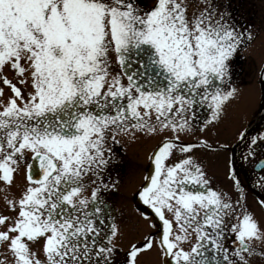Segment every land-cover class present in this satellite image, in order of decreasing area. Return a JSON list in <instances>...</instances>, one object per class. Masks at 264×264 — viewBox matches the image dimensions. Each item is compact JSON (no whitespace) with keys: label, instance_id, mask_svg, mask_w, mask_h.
Masks as SVG:
<instances>
[{"label":"snow or ice","instance_id":"1","mask_svg":"<svg viewBox=\"0 0 264 264\" xmlns=\"http://www.w3.org/2000/svg\"><path fill=\"white\" fill-rule=\"evenodd\" d=\"M256 2L0 0V264H264Z\"/></svg>","mask_w":264,"mask_h":264},{"label":"rangeland","instance_id":"2","mask_svg":"<svg viewBox=\"0 0 264 264\" xmlns=\"http://www.w3.org/2000/svg\"><path fill=\"white\" fill-rule=\"evenodd\" d=\"M257 5H256V9L255 11H259V1L256 2ZM257 69H258V64L256 66H251L250 62H243L242 64V67H239L238 68V71H242V73H251V76H246L245 78L246 79H251L252 77H254L256 75V72H257ZM257 87H259V85H257ZM259 116L256 117V120ZM254 119H252L251 117V114H249V120L247 121V123H249V125L251 124V122L253 121ZM254 122V121H253ZM221 138H227V139H232L233 138V135L231 132H227V131H223L221 133ZM151 145H148L146 148L144 149H136V150H131L129 152V158H131L132 160H134L137 164H139L141 166V172H143V169H145L147 167V160H146V155H147V150L148 148H150ZM227 155V154H225ZM246 168H247V172L250 174V171L252 169V164H249V165H246ZM128 178V177H126ZM140 174H136L134 177H132V180H133V183L134 184H137L140 182ZM221 179H222V176H221ZM251 196H254L252 193L250 194V198ZM135 204V201L133 200H129L127 202V209L126 211H131L133 206Z\"/></svg>","mask_w":264,"mask_h":264},{"label":"bare ground","instance_id":"3","mask_svg":"<svg viewBox=\"0 0 264 264\" xmlns=\"http://www.w3.org/2000/svg\"><path fill=\"white\" fill-rule=\"evenodd\" d=\"M263 122H264V113H262V115L260 116V118L257 120V122L252 127L255 128L257 126H260Z\"/></svg>","mask_w":264,"mask_h":264},{"label":"flooded vegetation","instance_id":"4","mask_svg":"<svg viewBox=\"0 0 264 264\" xmlns=\"http://www.w3.org/2000/svg\"><path fill=\"white\" fill-rule=\"evenodd\" d=\"M257 1H259V0H257ZM256 5H257V3H256ZM255 9H256V8H255ZM255 9H254V10H255ZM248 165H249V164H248Z\"/></svg>","mask_w":264,"mask_h":264}]
</instances>
